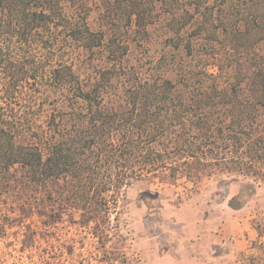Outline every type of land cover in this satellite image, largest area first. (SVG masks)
Returning a JSON list of instances; mask_svg holds the SVG:
<instances>
[{
	"label": "trees",
	"instance_id": "trees-1",
	"mask_svg": "<svg viewBox=\"0 0 264 264\" xmlns=\"http://www.w3.org/2000/svg\"><path fill=\"white\" fill-rule=\"evenodd\" d=\"M89 2L0 0V198L13 200L0 208L20 213L5 227L33 214L52 225L67 207L83 225L106 224L141 180L199 185L219 173L264 184V58L228 68L182 29L161 61L134 57L126 38L91 28ZM122 8L147 46L152 15ZM36 234L29 226L30 246ZM262 253L249 264H264Z\"/></svg>",
	"mask_w": 264,
	"mask_h": 264
},
{
	"label": "rangeland",
	"instance_id": "rangeland-1",
	"mask_svg": "<svg viewBox=\"0 0 264 264\" xmlns=\"http://www.w3.org/2000/svg\"><path fill=\"white\" fill-rule=\"evenodd\" d=\"M89 1L91 28L126 38L130 49L136 51L134 57L142 50L161 61L172 51L174 43L169 39L182 29L185 35L200 34L202 50L208 51L212 45L216 51L215 61L228 68L234 65L238 71L244 70L254 65V59L262 61L264 58V0H119L124 5L137 6V11L146 16L152 15L147 46L138 41L142 32L129 19L130 10L117 9L118 0ZM174 18L176 20L172 21ZM241 32H246L249 39L238 42L228 37L230 33L240 35ZM210 71L218 72L214 66ZM189 198L198 203L205 214L202 223H212L220 238L231 244L228 249H237L236 259L231 260V264H249L251 257L263 255L264 184L248 187L246 182L233 181L217 173L205 177L199 185L186 178L176 185L149 180L134 183L115 198L119 202L111 211L109 222L103 224L102 218L90 222L100 236V243L88 240L91 230L80 224L87 221L82 218V210L67 207L68 210L60 211L65 221L50 228L52 233L58 232L57 239H45L41 235L38 244L30 248L29 235L22 244V229L5 227L2 219L16 211L2 205L0 264H150L148 260L143 262L135 257L134 241H142L158 232L157 215L166 203L182 205ZM0 200L9 204L13 201L11 196H3ZM47 212L51 214V208L46 209ZM100 213L102 217L105 211ZM45 219L48 217L44 215L31 216L32 224L40 233L49 229L45 228L47 223L42 222ZM83 242L85 246L78 245Z\"/></svg>",
	"mask_w": 264,
	"mask_h": 264
},
{
	"label": "crops",
	"instance_id": "crops-1",
	"mask_svg": "<svg viewBox=\"0 0 264 264\" xmlns=\"http://www.w3.org/2000/svg\"><path fill=\"white\" fill-rule=\"evenodd\" d=\"M157 217L158 232L150 238L134 241L133 253L143 262L231 264V260L236 259L237 249H228L231 244L220 238L212 223H202L205 214L192 198L182 205L166 203Z\"/></svg>",
	"mask_w": 264,
	"mask_h": 264
},
{
	"label": "built area",
	"instance_id": "built-area-1",
	"mask_svg": "<svg viewBox=\"0 0 264 264\" xmlns=\"http://www.w3.org/2000/svg\"><path fill=\"white\" fill-rule=\"evenodd\" d=\"M13 214V213H12ZM11 214V215H12ZM20 213L18 211H16L15 214H13L12 216L15 217L18 215V217H20L19 215ZM65 221L64 216H62V219L57 221L56 223L52 224V225H48L45 228H49L48 231H38V229L32 224V220L31 218H24L22 219V222L17 224V225H13L12 227H18L19 229H22V236H23V240H22V244L24 243V241L26 240V238L28 237V233H29V226H31V228L33 229V231H35L37 234L33 237L34 242L32 244V246H30V248L36 246L38 244V241L40 240L39 238H41V235L45 237V239L48 238H53V239H57L58 237V232L52 233L50 231V228L58 226L60 223H63ZM68 221V220H67ZM68 224H72L71 221H68ZM75 224V223H74ZM81 224V223H80ZM82 225V224H81ZM9 227V226H7ZM83 227L89 228L91 231L89 233L88 236V240H91L93 242H97L100 243V236L98 235L97 231H94V229L91 228L90 224L89 225H85ZM43 237V239H44ZM85 243H79L78 245H84ZM85 246V245H84ZM74 247H76L74 245ZM27 250V249H26ZM103 264H105V262H103Z\"/></svg>",
	"mask_w": 264,
	"mask_h": 264
}]
</instances>
